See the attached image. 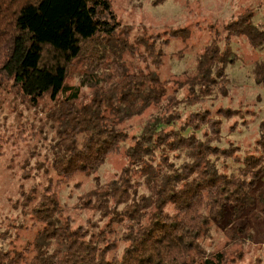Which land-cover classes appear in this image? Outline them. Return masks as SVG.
<instances>
[{
  "label": "trees",
  "instance_id": "16d2710c",
  "mask_svg": "<svg viewBox=\"0 0 264 264\" xmlns=\"http://www.w3.org/2000/svg\"><path fill=\"white\" fill-rule=\"evenodd\" d=\"M224 32L226 43L207 45L185 75L182 98L149 68L161 57L155 38L131 41L109 0H0V93L11 88L33 105L49 97L56 132L50 164L40 166L48 186L21 185L11 211L21 210L25 222L7 225L27 230L29 218L37 231L20 245L9 229L0 232L8 241L0 244V264H236L205 243L215 224L264 212V127L251 150L228 154L230 147L220 146L221 119L231 110L216 119L200 103L228 94L223 81L238 60L232 38L263 50L264 27L245 11ZM190 37L185 28L171 34ZM78 65L80 84L70 86ZM254 71L264 84V64ZM83 89L91 90L88 101ZM196 106L202 108L189 112ZM151 109L156 114L122 148L129 136L122 124ZM121 149L129 162L121 174L110 183L96 178L82 198L86 209L108 219L105 230L74 228L63 216L60 186L94 175ZM247 225L233 239L249 234ZM109 235L124 247L113 249Z\"/></svg>",
  "mask_w": 264,
  "mask_h": 264
},
{
  "label": "rangeland",
  "instance_id": "374dc122",
  "mask_svg": "<svg viewBox=\"0 0 264 264\" xmlns=\"http://www.w3.org/2000/svg\"><path fill=\"white\" fill-rule=\"evenodd\" d=\"M109 1L118 19L130 30L131 41L142 34L155 38L157 56L161 54V57L155 58L149 68L170 87L169 93L175 90L182 98L188 94L187 87L182 89L185 75H190L196 59L207 45L219 43L223 46L226 43L224 27L232 18L245 11H254L255 24L264 27V0H167L158 5L155 0ZM183 28L191 32L190 38L185 41L171 39L172 32ZM231 46L238 54V60L226 71L223 82L227 96L205 99L200 104L209 107L211 111H208L216 119L218 114L231 110V117L221 119L223 141L220 146L230 147L228 154H239L253 148L264 127V84L257 82L254 71L264 64V49L252 48L244 37L232 38ZM81 68L78 65L70 73V86L80 84ZM82 95L83 100L88 101L91 90L83 89ZM53 107L49 97L33 105L11 88L0 93V232L9 229L12 236H18L17 244L30 240L37 231L30 229L29 218H26L27 230L7 228V225H21L24 221L20 218L21 210L11 211L12 205L19 200L21 185L31 189L46 188L49 184L50 175L45 176L40 166H48L52 159L51 144L56 132L47 115ZM202 107H190L189 112H198ZM151 114H156V110L151 109L122 124L121 128L129 135L122 148L133 143ZM128 163L124 149H121L118 154L109 156L94 175L77 176L60 186L58 197L63 216L72 221L74 228L93 233L105 230L108 219H101L99 213L86 209L82 198H87L89 190L95 187L96 178L101 183H110ZM254 214L258 218L253 219L248 214L245 218L215 224L205 246L211 251H224L228 259L236 260V264H264V212L255 209ZM245 223H248L249 234L243 233L233 239L234 231ZM108 240L113 249L124 247L117 244L114 236L109 235ZM7 243L0 240V244Z\"/></svg>",
  "mask_w": 264,
  "mask_h": 264
}]
</instances>
